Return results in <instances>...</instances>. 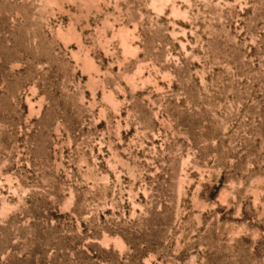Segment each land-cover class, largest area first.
<instances>
[{
  "label": "rangeland",
  "instance_id": "obj_1",
  "mask_svg": "<svg viewBox=\"0 0 264 264\" xmlns=\"http://www.w3.org/2000/svg\"><path fill=\"white\" fill-rule=\"evenodd\" d=\"M0 264H264V0H0Z\"/></svg>",
  "mask_w": 264,
  "mask_h": 264
}]
</instances>
